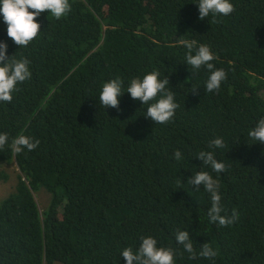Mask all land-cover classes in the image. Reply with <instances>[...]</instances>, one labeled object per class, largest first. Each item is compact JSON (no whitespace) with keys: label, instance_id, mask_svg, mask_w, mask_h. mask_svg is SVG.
Here are the masks:
<instances>
[{"label":"trees","instance_id":"1","mask_svg":"<svg viewBox=\"0 0 264 264\" xmlns=\"http://www.w3.org/2000/svg\"><path fill=\"white\" fill-rule=\"evenodd\" d=\"M194 2L70 0L60 20L41 14L43 32L26 48L0 18L8 56L29 58L32 69L13 100L0 103V132L39 140L19 155L0 149V164L17 168L0 199V264H125L122 248H138L143 235L177 247L178 230H189L197 249L210 243L215 264H264V145L247 137L264 116V85L252 81L264 79V0H232L230 15L205 20ZM185 39L212 48L227 73L218 91L204 90L206 70L184 63ZM153 68L165 72L179 104L170 123L146 119L147 106L128 93L119 108L98 104L103 82L127 83ZM216 137L225 141L216 150L226 165L222 214L240 213L223 227L208 222L202 186L187 184L202 167L196 154ZM38 189L47 194L42 210ZM176 264L212 262L185 253Z\"/></svg>","mask_w":264,"mask_h":264},{"label":"clouds","instance_id":"2","mask_svg":"<svg viewBox=\"0 0 264 264\" xmlns=\"http://www.w3.org/2000/svg\"><path fill=\"white\" fill-rule=\"evenodd\" d=\"M198 8L199 19L208 17H225L234 11L232 0H195ZM71 10L70 0H0V18L6 24L7 36L19 46L26 48L38 38L42 24L39 20L42 13L60 20L67 16ZM181 44L186 48L184 63L191 66L194 72L206 70L207 78L203 88L211 93L218 91L227 73L223 68H217L213 63L217 59L212 48L208 44L198 43L195 39H185ZM8 45L0 41V103H8L13 100V94L18 86L32 78L31 60L25 56H11L7 54ZM169 79L165 72L159 68H153L143 74L129 79L127 83L119 78H112L103 82L98 96V104L104 109L119 108L121 98L128 93L134 100L146 105L144 117L155 124L170 123L175 116L179 104L175 93L169 88ZM194 92L199 87L192 86ZM248 139L252 144L264 145V116L259 117L248 129ZM39 145L30 135L20 133L10 138L9 133L0 132V149L8 148L12 153L19 155L25 151H33ZM211 150H201L196 158L202 162V167L194 175L187 179L193 191L202 189L207 193L210 206L207 209V219L210 224L228 226L236 223L240 218L237 209H232L231 215L222 214L225 209L222 204L221 184L218 175L222 173L226 165L216 157V150L225 147L223 137H216L209 142ZM174 159L182 161L184 156L180 150L174 152ZM212 173H216L214 177ZM177 247L164 246L152 235L140 237L139 247H124L120 250V257L125 264H176L177 258L187 254L190 258H203L215 264L218 255L217 250L208 242L194 246V240L190 238L189 230H178L175 233Z\"/></svg>","mask_w":264,"mask_h":264},{"label":"rangeland","instance_id":"3","mask_svg":"<svg viewBox=\"0 0 264 264\" xmlns=\"http://www.w3.org/2000/svg\"><path fill=\"white\" fill-rule=\"evenodd\" d=\"M253 79H256L255 82L260 83L262 86L264 85V79L257 78L256 76L252 78V81ZM259 93L264 98V86L259 91ZM0 174H6L5 179L0 176V199H1L10 191H12L14 188V184L16 183V177H17L16 165L12 163H1ZM38 191L39 192L35 193V199L37 201L39 209L42 210L46 203L47 194H45L44 191L41 192L42 189H38ZM43 264H47V263L44 262ZM51 264H62V263L53 262Z\"/></svg>","mask_w":264,"mask_h":264}]
</instances>
